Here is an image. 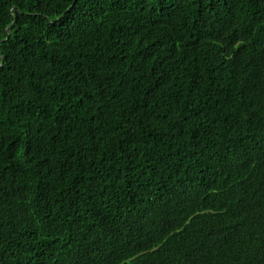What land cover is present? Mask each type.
<instances>
[{
	"label": "trees",
	"instance_id": "1",
	"mask_svg": "<svg viewBox=\"0 0 264 264\" xmlns=\"http://www.w3.org/2000/svg\"><path fill=\"white\" fill-rule=\"evenodd\" d=\"M0 41V264H264V0H0Z\"/></svg>",
	"mask_w": 264,
	"mask_h": 264
},
{
	"label": "water",
	"instance_id": "2",
	"mask_svg": "<svg viewBox=\"0 0 264 264\" xmlns=\"http://www.w3.org/2000/svg\"><path fill=\"white\" fill-rule=\"evenodd\" d=\"M13 25V24H12ZM11 25V26H12ZM2 41H0V43H1ZM3 64V60H2V58H1V62H0V66Z\"/></svg>",
	"mask_w": 264,
	"mask_h": 264
}]
</instances>
